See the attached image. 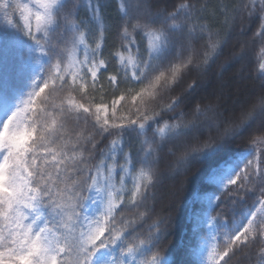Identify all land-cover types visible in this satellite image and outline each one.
I'll list each match as a JSON object with an SVG mask.
<instances>
[{
	"label": "snow or ice",
	"instance_id": "6c2138e0",
	"mask_svg": "<svg viewBox=\"0 0 264 264\" xmlns=\"http://www.w3.org/2000/svg\"><path fill=\"white\" fill-rule=\"evenodd\" d=\"M109 6L0 0V264H172L155 211L175 194L166 159L236 141L185 264H264V0H115L114 22ZM221 56L252 68L243 104L227 102L240 85L176 92ZM10 61L26 96L7 86Z\"/></svg>",
	"mask_w": 264,
	"mask_h": 264
},
{
	"label": "trees",
	"instance_id": "16d2710c",
	"mask_svg": "<svg viewBox=\"0 0 264 264\" xmlns=\"http://www.w3.org/2000/svg\"><path fill=\"white\" fill-rule=\"evenodd\" d=\"M109 3L110 6L106 14L114 22L116 16L115 0H109ZM246 38L240 36L238 31L233 33L229 40L228 48H231L238 40ZM224 61L225 57L221 56L215 63L211 64L206 70H202L199 74L192 72L188 76H185L184 80L177 86L176 92L184 89L192 78H197L201 81V87L192 93L191 99L193 101H199L201 98L207 96L220 83H226L232 89L235 78L238 76L236 74L238 67L242 71V74L240 73L241 81L247 82L249 85L253 83L248 79L252 73V68L247 66L246 62L243 67L241 64L233 63L230 66L225 65L222 69L221 65L224 64ZM18 63V61H10L8 65L7 86L9 89H14L26 96L31 86L28 84L25 76L17 74ZM3 75L4 68L0 66V76ZM232 100L230 102L228 98L227 102L229 105L238 107L240 104H243L242 100L235 103L234 96ZM170 115L172 114H167V116ZM212 134H216L214 129ZM245 146V143L236 141L226 145L214 154L189 161L178 168L168 167L169 162L175 159L174 157L166 159L163 166L166 172L165 190L174 192L175 194L166 195L158 200L155 211L161 216H166L170 221L165 243L168 246V258L172 264H185L186 261L191 260V257L186 255V250L192 237L194 219L197 214L209 210L207 197L218 190V186L211 181L210 174L214 169L223 166L225 161L242 153ZM224 212L226 215L231 216L229 208H225Z\"/></svg>",
	"mask_w": 264,
	"mask_h": 264
},
{
	"label": "rangeland",
	"instance_id": "374dc122",
	"mask_svg": "<svg viewBox=\"0 0 264 264\" xmlns=\"http://www.w3.org/2000/svg\"><path fill=\"white\" fill-rule=\"evenodd\" d=\"M242 74V71H241V68L238 67L237 69V75L236 78H235V83H234V86L232 87V90H235L236 86L237 85H240L242 90L239 91V92H236L234 95L231 96V98H229L230 102L233 101V96L235 98V103L237 102H240L242 100V103L245 102V99L247 98V88H250L251 85H249V83L247 82H242L240 77H241V74Z\"/></svg>",
	"mask_w": 264,
	"mask_h": 264
}]
</instances>
